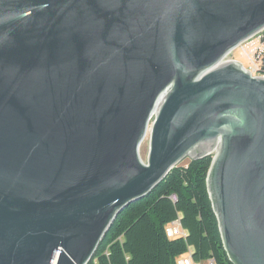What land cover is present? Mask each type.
Here are the masks:
<instances>
[{
  "label": "water",
  "instance_id": "water-1",
  "mask_svg": "<svg viewBox=\"0 0 264 264\" xmlns=\"http://www.w3.org/2000/svg\"><path fill=\"white\" fill-rule=\"evenodd\" d=\"M262 32L264 0H0V264H88L208 155L230 261L264 264V75L223 63Z\"/></svg>",
  "mask_w": 264,
  "mask_h": 264
},
{
  "label": "trees",
  "instance_id": "trees-1",
  "mask_svg": "<svg viewBox=\"0 0 264 264\" xmlns=\"http://www.w3.org/2000/svg\"><path fill=\"white\" fill-rule=\"evenodd\" d=\"M263 42H264V32ZM260 72L264 75V51ZM213 155L173 168L147 196L127 206L112 223L88 264H177L192 251L204 264H233L224 248L207 186ZM178 195L174 203L170 196ZM181 217L186 238L171 239L166 227Z\"/></svg>",
  "mask_w": 264,
  "mask_h": 264
},
{
  "label": "rangeland",
  "instance_id": "rangeland-1",
  "mask_svg": "<svg viewBox=\"0 0 264 264\" xmlns=\"http://www.w3.org/2000/svg\"><path fill=\"white\" fill-rule=\"evenodd\" d=\"M263 33V32H262ZM262 33L257 34L251 39L247 40L239 47L232 50L224 59V61H237L243 65L244 68L253 72L255 76H262L261 69V60H262V50L260 49L259 40L262 36ZM154 117L151 119L149 129L145 140L140 147V156L144 162H147V155L150 146V136H151V125ZM191 158H186L183 160L181 165H187L190 162ZM206 264V263H205Z\"/></svg>",
  "mask_w": 264,
  "mask_h": 264
},
{
  "label": "built area",
  "instance_id": "built-area-1",
  "mask_svg": "<svg viewBox=\"0 0 264 264\" xmlns=\"http://www.w3.org/2000/svg\"><path fill=\"white\" fill-rule=\"evenodd\" d=\"M263 34L259 40L260 44V49L262 50L261 54H263L264 51V42H263ZM253 74V72H252ZM254 75V74H253ZM214 154V153H213ZM170 199L176 203L178 201V195L177 194H172L170 196ZM166 233L169 238L175 239V238H186L187 237V231L183 228L182 222H181V217L179 216L176 220L171 222L167 227H166ZM177 264H197L193 261L192 259V251L187 252L185 255L181 256L177 260ZM205 264V263H204ZM206 264H215L213 259H210L206 262Z\"/></svg>",
  "mask_w": 264,
  "mask_h": 264
},
{
  "label": "bare ground",
  "instance_id": "bare-ground-1",
  "mask_svg": "<svg viewBox=\"0 0 264 264\" xmlns=\"http://www.w3.org/2000/svg\"><path fill=\"white\" fill-rule=\"evenodd\" d=\"M225 62H229V61H224L223 63H225Z\"/></svg>",
  "mask_w": 264,
  "mask_h": 264
}]
</instances>
